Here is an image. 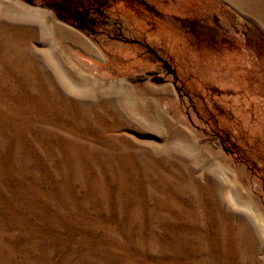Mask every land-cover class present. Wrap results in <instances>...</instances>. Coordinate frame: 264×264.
Returning <instances> with one entry per match:
<instances>
[{
  "label": "rangeland",
  "instance_id": "1",
  "mask_svg": "<svg viewBox=\"0 0 264 264\" xmlns=\"http://www.w3.org/2000/svg\"><path fill=\"white\" fill-rule=\"evenodd\" d=\"M0 23V264H264V0Z\"/></svg>",
  "mask_w": 264,
  "mask_h": 264
},
{
  "label": "bare ground",
  "instance_id": "2",
  "mask_svg": "<svg viewBox=\"0 0 264 264\" xmlns=\"http://www.w3.org/2000/svg\"><path fill=\"white\" fill-rule=\"evenodd\" d=\"M73 42L80 48H82L84 51L88 52V53H94V49L93 47L91 46V44L86 40L84 39L82 36L80 35H77V34H73V36H71ZM0 43H4L5 46H8V47H12L13 48V44L11 42V39H10V36L7 34V33H4V31L2 30V25L0 23ZM15 48V46H14ZM246 224H242L240 225L239 227V232H238V235L242 234L245 229H246ZM234 241V240H233ZM239 243V242H238Z\"/></svg>",
  "mask_w": 264,
  "mask_h": 264
}]
</instances>
